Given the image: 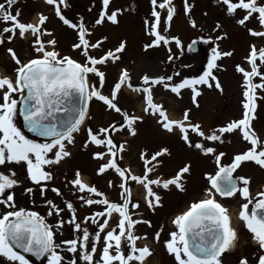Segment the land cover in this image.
Here are the masks:
<instances>
[{
  "label": "snow or ice",
  "instance_id": "snow-or-ice-1",
  "mask_svg": "<svg viewBox=\"0 0 264 264\" xmlns=\"http://www.w3.org/2000/svg\"><path fill=\"white\" fill-rule=\"evenodd\" d=\"M6 2L10 7L15 0ZM45 2L52 7L62 24L74 31L75 40L71 43V49L82 59L62 54L57 49L58 40L53 30L44 27L49 19L47 15L39 13L35 22H21L18 10L12 14L4 4H0V21L5 25L0 29V45L5 43V39L13 41L17 33L20 38L31 35L30 46L35 53L25 61L13 48H6L15 64L14 77L0 76V166H4V170H0V204L6 209L0 213V264H30L22 253H32L37 257L47 254L48 264H65L66 256L62 252L68 254L66 264H143L152 249L147 244L138 247L137 242L147 239L148 234L137 235L135 226L139 223L151 226V221L134 218L136 213L133 210L140 208V202L133 200L132 186L139 185L144 189V203L154 212L157 207L163 206L161 193L154 189L167 191L174 187L185 191L186 174L191 171L189 162L167 178L158 173L159 166L163 164L159 158L171 154L168 147L151 153L144 149L139 153V159L143 162L142 174L133 173L130 167L120 163L127 141H117L113 134L126 130L129 135L135 136L136 125L144 120L145 114L156 117L165 132L178 133L189 149H195L205 156L211 155L216 165L214 174H204L210 187L204 189L203 198L193 200L186 210L171 220L175 230L168 233L169 238L163 244L175 264H224L225 253L235 249L238 233L227 208L216 199L217 195H239L244 200L238 216L257 247L251 262L247 256H241L237 264H264V191L256 193L258 199L253 198L249 189L251 178L233 175L244 162L251 161L264 168V141L252 127L257 101L264 99V95H261L264 93V71H261L264 67V46H249L248 54L244 57L249 68L235 65L236 72L243 77L242 116L206 132L199 122L192 121L191 109L186 108L180 119L170 118L168 110L154 101L152 90L154 86H162L180 97L182 90L188 89L192 103L198 107L197 97L202 94V87L223 91L215 72L223 68L218 61L231 56L232 51L220 50L219 45L214 44L202 72L179 80H174L173 75L153 76L145 73L140 78L142 84L133 85L128 68L121 67L106 94L103 90L107 82L105 69L110 62L114 64L121 59L120 53L124 51L126 42L121 41L117 47L93 55V50L103 48L107 37L101 36L94 41L91 37L96 26L106 21L118 23V15L123 10H110L111 0H100L92 22H85L82 15L74 22L62 10L69 7L68 0ZM217 2L224 6L230 16L237 11L242 12L236 23L244 26L250 35L264 40V3H258V0ZM150 5V16L145 18L144 23L152 39L144 44V48L167 46L170 54L166 59L173 61L177 57L171 54L170 45L175 43L181 53L184 47L178 36L168 34L176 6L172 0H150ZM182 5L184 14L189 17L188 22L196 27V21L190 17L193 4L189 0H182ZM253 17L260 30L247 27L246 22ZM220 28L221 24L217 22L213 31ZM4 34H7L6 37ZM226 35L200 36L198 39L208 43ZM46 36L50 38L45 39ZM195 43L193 40L188 45L189 50ZM125 87L141 94L144 103L141 114L129 113L119 106L118 96ZM93 100L100 102L106 111L119 114L121 120H112L96 129L88 125L86 122L91 119L89 112ZM17 114L23 117L24 126L29 132L49 139L40 142L25 135L16 124ZM82 131V149L92 146L91 157L100 161L95 169L96 174L103 176L114 173L116 179L109 178L107 185L109 188L118 187L119 193L116 201L109 200L105 192L86 182L81 171L76 169L74 178L66 180L65 186L71 185L73 195L82 205L100 206L81 220L76 215L72 200L65 199L61 207L49 199L46 192L49 182L54 179L51 166L59 165L72 156L69 146L76 144V135ZM233 132H239L241 139L250 146L235 153L230 163L223 164L221 158L225 153L218 152L214 144L223 143L224 134ZM8 165L24 168L25 179L31 182V186L24 187L23 191L43 198V203L48 206L47 216L56 218L54 224L48 223L38 211L16 207L14 189L23 182L17 178L15 168ZM154 172L158 174L153 177L151 174ZM50 190L57 197H63L59 187L53 185ZM32 203L35 204L36 200L33 199ZM65 211L70 213L67 221L62 218ZM114 214L116 222L109 227ZM66 223L72 235L57 241V232ZM88 224L95 225V230L90 231ZM162 230L154 233L155 241H160Z\"/></svg>",
  "mask_w": 264,
  "mask_h": 264
},
{
  "label": "rangeland",
  "instance_id": "rangeland-1",
  "mask_svg": "<svg viewBox=\"0 0 264 264\" xmlns=\"http://www.w3.org/2000/svg\"><path fill=\"white\" fill-rule=\"evenodd\" d=\"M99 2L100 0H68L69 7L62 10L74 22L78 20V16L82 15L85 18V22L90 23L97 14ZM172 2L176 6V13L168 34L178 36L184 47L181 53L175 43H172L170 45L171 54L177 58H174L173 61H167L166 57L170 54L167 51V46L162 45L147 50L144 48V44L149 43L152 39L147 34L144 23L145 18L150 16V0H111L110 10L121 8L123 11L118 15V23L106 21L103 25L95 27L91 39L94 41L101 36H106L107 40L104 42L102 49L93 50L92 54L99 55L103 50L115 48L121 41L126 42V47L120 53L121 59L114 64L110 62L105 69L107 72V82L103 89L104 92L108 93L121 67L128 68L133 85L142 84L140 78L145 73L153 76L162 74L173 75L174 80H179L184 76L198 75L206 66L207 57L211 54V47L214 44H218L220 50L232 51L231 56L223 57L218 61L223 68L215 72L221 82L223 91L202 87V94L197 97L199 103L197 107L192 103L191 93L188 89L182 90V95L177 97L169 90L163 89L162 86H154L152 90L154 101L162 104L168 110L167 114L172 119H180L186 108L191 109L190 117L192 121L199 122L206 132L222 126L233 119H239L243 112L241 103L243 100V77L242 74L236 72L235 65L241 64L246 69L249 68L244 59L248 54L249 46L251 44H256L257 47L264 46V40L250 35L244 26L236 23V20L243 15L242 12L237 11L234 16H230L225 11L224 6L218 3L217 0H189V3L193 4L190 17L196 21V27H193L188 22L189 17L182 10V0H172ZM258 3H264V0H258ZM11 6L12 14H16L17 10L19 11L18 19L21 22H35L39 13L47 15L49 19L44 27L53 30L58 40L57 49L62 54H69L78 60L82 59L76 51L71 49V43L75 40L74 31L62 24L59 18L54 15L52 7L47 5L45 0H15ZM164 11L166 14V10ZM217 22L221 24V28L213 31ZM246 24L247 27L260 30L255 17L247 21ZM4 26V23L0 22V29ZM161 30H163V23L161 24ZM224 33L227 35L218 41L205 43L198 39L200 36L215 37ZM4 35L6 37L7 34ZM44 38L48 39L50 37L46 36ZM31 39V35H27L26 38H20L18 33L11 42L5 39V43L0 45L1 75L12 74L11 77H14V62L12 61V68H8L7 66L9 65L5 64V60L10 58V55L6 52V48H13L20 58L26 61L35 55L30 46ZM193 40L197 43V53H192L188 48V45ZM261 71H264V67L261 68ZM176 73H179V75H176ZM92 79H95V77H92ZM261 95H264V93H261ZM118 101L124 110H130L129 112L132 113V109H134L137 115L141 114V110L144 107L141 94L131 91L126 87L119 93ZM91 103V119L87 121V124L94 129L101 125L106 126L107 123L117 120L119 117L115 112H111L112 114L106 113L105 107L100 102L93 100ZM16 124L23 131L18 114ZM252 127L261 141H264V99L257 101V109L255 118L252 121ZM137 134L136 138L133 141L131 140L132 142L129 144V152L123 154V160L120 161L123 166L130 167L133 173L142 174L143 172V163L139 159V153L144 149H147L151 153L161 147L169 148L171 154L159 158L163 160V164L159 166L158 173L162 174L165 178L174 175L183 164L189 162L191 164V171L186 174L184 181L185 191H179L174 187L167 191L159 188L154 189L160 192L163 198V206L157 207L154 212L147 208L144 203V189L141 186H132L135 195L133 198L140 202V208L133 210L136 213L134 218H143L151 221V226L143 223L135 226V233L137 235L148 234L147 239H140L137 242L138 247L147 244L152 249L151 255L145 258L143 264H169L168 252L163 241L169 238L168 233L170 231L175 230V226L172 225L171 220L175 215L186 210L193 200L203 198L204 189L210 187L204 174L206 172L214 174L216 165L211 155L205 156L195 149H189L179 138L178 133L165 132L157 123V118L152 115H144V120L137 124ZM25 135L29 136L26 133ZM29 138L31 137L29 136ZM83 139L84 133L82 131L76 135V144L69 146L72 156L62 161L59 165L51 166L54 179L49 182V190L46 192V196L49 199H53L61 207H63L65 199L72 200L76 207V215L81 220L89 212L98 210L100 206L93 205L89 207L82 205L73 195L71 185L65 186L66 180L74 178L73 174L76 169L81 171L82 177L86 182H93L100 191L103 192L104 190L107 193L116 194L107 185L109 178L116 179L115 174L111 172L103 176L96 174L95 169L100 161L94 160L91 157V152L94 150L92 146L86 150L82 149L81 144ZM193 139H196V137L193 136ZM208 143L211 144L213 142ZM214 146L218 152L225 153L221 158V162L228 164L235 153L246 150L250 145L241 139L239 132H233L231 134L225 133L223 143L215 142ZM7 167L15 168L17 178L23 182L14 189L16 203L19 205L27 203L29 209H36L37 205L43 204L42 213H44L46 219L48 218L53 221L52 216H47L48 206L43 203V198L38 195H29L23 191L24 187L31 186V182L25 179L24 168L19 165H8ZM0 170H4V166H0ZM158 173L154 172L151 175L154 177ZM235 175L251 178L249 189L253 198L257 199L256 193L264 191V168H261L254 162L242 163ZM53 185L61 189L63 197H57L55 193L51 192L50 188ZM117 193H119L118 189ZM219 198L217 195L216 199L227 208L232 225L238 233V241L235 249H233L235 254L238 255L236 257L238 261L241 256L246 255L248 250H253L256 246L238 216L240 205L244 200L239 195L229 198ZM33 199L36 200L35 204L32 203ZM69 216L70 213L67 211L62 213V218L65 221L69 219ZM115 222L116 216L114 214L109 227L113 226ZM87 226L90 231L95 230V225L88 224ZM161 228L163 230L160 241L157 242L154 239V233L161 230ZM70 235H72V232L66 223L62 230H58V237L56 238L59 241L62 238H68ZM62 254L66 256L67 261L68 254L65 252H62Z\"/></svg>",
  "mask_w": 264,
  "mask_h": 264
},
{
  "label": "flooded vegetation",
  "instance_id": "flooded-vegetation-1",
  "mask_svg": "<svg viewBox=\"0 0 264 264\" xmlns=\"http://www.w3.org/2000/svg\"><path fill=\"white\" fill-rule=\"evenodd\" d=\"M0 4H4L5 5V9L6 10H9V11H11V13H12V6H10L9 7V5L7 4V2H6V0H0ZM0 22H2V21H0ZM6 62H5V64H8L9 66H7L8 68H12V60H11V57L10 58H8L7 60H5ZM1 70V69H0ZM4 70V69H3ZM2 70V71H3ZM0 76H12V74H10V75H1V73H0ZM118 103H119V106H121V103L118 101ZM122 107V106H121ZM123 109V108H122ZM139 109V108H138ZM140 110V109H139ZM127 111V110H126ZM130 111V110H129ZM128 111V112H129ZM132 111L134 112V114H136V111L134 110V109H132ZM112 111H106V113H111ZM132 112V113H133ZM130 113V112H129ZM112 114V113H111ZM139 115V114H138ZM118 118H117V120L118 121H120L121 120V117H120V115L118 114ZM139 123V122H138ZM137 123V124H138ZM136 127H137V125H136ZM114 135V139L115 140H117V141H127V144L125 145V151H124V153L123 154H125V153H128L129 152V144H130V142H132L135 138H136V136L138 135L137 133H136V135L135 136H132V135H129L128 134V132L126 131V130H123V131H118V132H116V133H114L113 134ZM132 140V141H131ZM136 141H137V139H136ZM149 152V151H148ZM150 153V152H149ZM90 184H93V182H90ZM117 189H118V187L116 188V189H113L112 188V191H115L116 192V194L114 193V194H110V193H107L106 191H104L103 190V192H105V194L107 195V194H109V195H111V196H109V195H107V197H108V199L109 200H113V201H116L117 199H118V193H117ZM119 190V189H118ZM132 191H134V188L132 187ZM135 198H133V200H134ZM258 199V198H257ZM135 201V200H134ZM16 207L17 208H19V207H24V208H26V209H29V207H28V204L27 203H22V204H18V203H16ZM251 207V206H250ZM4 210H6L5 209V206L4 205H2V204H0V213H2ZM30 210H34V211H38V212H40V214L41 215H44V213H42V210H43V204H39V205H37V208L36 209H34V208H32V209H30ZM45 216V215H44ZM55 217H53V221L52 220H49L48 218L46 219L47 221H48V223H50V224H54L55 223ZM248 234L251 236V234L248 232ZM58 237V236H57ZM58 241V240H57ZM256 247L257 246H255L254 247V249L253 250H248V252H246V255H243V256H247L248 258H249V261L251 262V260L253 259V253L256 251ZM238 255L237 254H235V252H234V250H232V251H229V252H227V253H225V255H224V264H237V257ZM28 260H29V262H30V264H48V259H44V260H34V259H29V258H27ZM168 259H169V264H175V261H174V258L170 255V254H168ZM81 264H83V263H81Z\"/></svg>",
  "mask_w": 264,
  "mask_h": 264
},
{
  "label": "water",
  "instance_id": "water-1",
  "mask_svg": "<svg viewBox=\"0 0 264 264\" xmlns=\"http://www.w3.org/2000/svg\"><path fill=\"white\" fill-rule=\"evenodd\" d=\"M191 52H193V53H197V43H195V44L193 45V47H192V49H191ZM18 115H19V114H18ZM19 117H20L21 122H22V129H23V131H24L26 134H28L30 137L35 138V139H38V140H41V141H44V142H45L47 139H49V138H47V137H40V136H37L35 133H31V132H29L28 129L24 126L23 117L20 116V115H19ZM235 173H236V171L233 173V175H235ZM221 198H227V197H221ZM21 251H22V250H21ZM22 254H24V255L26 256V258L34 259V260H44V259L47 258V254H45V255H43V256H39V257L33 255L32 253H22Z\"/></svg>",
  "mask_w": 264,
  "mask_h": 264
}]
</instances>
